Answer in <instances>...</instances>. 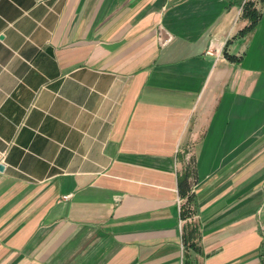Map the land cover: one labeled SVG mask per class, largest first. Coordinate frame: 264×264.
Listing matches in <instances>:
<instances>
[{
  "label": "crops",
  "instance_id": "obj_1",
  "mask_svg": "<svg viewBox=\"0 0 264 264\" xmlns=\"http://www.w3.org/2000/svg\"><path fill=\"white\" fill-rule=\"evenodd\" d=\"M253 1L0 0V264H261Z\"/></svg>",
  "mask_w": 264,
  "mask_h": 264
},
{
  "label": "trees",
  "instance_id": "obj_2",
  "mask_svg": "<svg viewBox=\"0 0 264 264\" xmlns=\"http://www.w3.org/2000/svg\"><path fill=\"white\" fill-rule=\"evenodd\" d=\"M257 2L253 0H247V2L244 5L243 8V16L248 18L250 20V23L246 28L243 30V32L251 31L253 28H255L259 17H260V9L257 6ZM224 52L227 54V52L224 50ZM195 232L196 230H192Z\"/></svg>",
  "mask_w": 264,
  "mask_h": 264
},
{
  "label": "built area",
  "instance_id": "obj_3",
  "mask_svg": "<svg viewBox=\"0 0 264 264\" xmlns=\"http://www.w3.org/2000/svg\"><path fill=\"white\" fill-rule=\"evenodd\" d=\"M171 39H172V36L170 34L163 36V34L160 33V35H159V40H160L161 44H166L169 41H171ZM261 264H264V253L261 255Z\"/></svg>",
  "mask_w": 264,
  "mask_h": 264
},
{
  "label": "water",
  "instance_id": "obj_4",
  "mask_svg": "<svg viewBox=\"0 0 264 264\" xmlns=\"http://www.w3.org/2000/svg\"><path fill=\"white\" fill-rule=\"evenodd\" d=\"M4 168V166L3 165H0V169H3Z\"/></svg>",
  "mask_w": 264,
  "mask_h": 264
}]
</instances>
